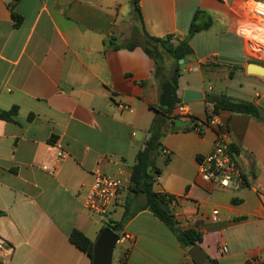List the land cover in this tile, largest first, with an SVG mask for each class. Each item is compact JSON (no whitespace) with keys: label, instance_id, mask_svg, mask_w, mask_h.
Returning <instances> with one entry per match:
<instances>
[{"label":"crops","instance_id":"0c3cea01","mask_svg":"<svg viewBox=\"0 0 264 264\" xmlns=\"http://www.w3.org/2000/svg\"><path fill=\"white\" fill-rule=\"evenodd\" d=\"M244 1L140 0L139 7L152 37L184 40L197 11H204L213 20L204 31L216 25L225 37L244 40V61L234 70L247 82L232 90L235 76L225 75L226 93L214 97L264 110V77L248 71L250 64L264 68V58H253L239 34L248 20ZM14 15L22 19L19 26ZM143 39L133 0H0V111L18 108L11 120L0 119V264H92L69 235L78 230L95 243L107 222L130 214L117 244L119 264H196L177 232L142 209L146 194L131 187L159 101L154 62L140 47L129 49ZM190 63L189 71L199 70ZM187 90L206 101L199 89L179 85L187 114L176 108L183 126L174 131L175 122L161 139L163 151L154 155L163 170L156 165L153 192L179 198L169 206L176 229L197 231V245L212 264H262L264 116L218 114L245 184L237 192L217 188L199 176V161L213 150L217 130L200 120L201 132L193 131L196 117L183 102ZM60 152L66 154L61 160ZM98 172L122 181L109 212L120 208L116 220L85 207Z\"/></svg>","mask_w":264,"mask_h":264},{"label":"trees","instance_id":"16d2710c","mask_svg":"<svg viewBox=\"0 0 264 264\" xmlns=\"http://www.w3.org/2000/svg\"><path fill=\"white\" fill-rule=\"evenodd\" d=\"M140 0H133L134 10L138 17L140 29L143 33V40L138 44H133L129 49L140 47L144 53L155 64V80L159 88L158 104L152 109L155 110L156 116L150 128L151 138L147 142L146 149L140 152L137 156L136 164L131 173V187L138 193H144L147 196V203L142 206V209L149 208L150 211L166 225L173 228L178 235L182 245L190 249L193 246L202 242V236L194 230H179L176 229V220L172 213H167L160 207V202L169 204L165 196L153 192V185L155 183L154 174H160V170L156 167L154 162V155L161 153L159 151L162 147L161 139L164 135L172 130L175 125L176 118L174 112L182 99L179 97V80L181 77L180 60H184V64L193 56V49L190 45L191 40L200 32L209 29L212 24V18L204 11H197L195 14L188 36L184 40H179L174 43L171 36L167 38H156L148 35L143 26V19L141 9L139 7ZM16 26L21 24L22 19L14 15ZM233 75V71L230 76ZM208 103L206 113L209 121L212 114H219L221 111H231L247 116L260 117L258 107L252 103L235 102L226 96L222 97H206ZM212 108V111L210 109ZM18 113V108L15 107L8 112L0 111V119L11 120ZM198 122L196 118L193 119ZM193 129V128H192ZM163 151V149H162ZM169 157L167 158V161ZM152 182L150 183V179ZM158 196V199L155 198ZM3 213L0 212V216ZM134 214H130L119 222L109 221L106 227L113 229L120 236L127 221ZM69 241L81 251L85 252L92 259L93 264V249L94 243L81 231L74 230L69 235ZM217 264V263H213ZM264 264V263H262Z\"/></svg>","mask_w":264,"mask_h":264},{"label":"built area","instance_id":"2783aa9c","mask_svg":"<svg viewBox=\"0 0 264 264\" xmlns=\"http://www.w3.org/2000/svg\"><path fill=\"white\" fill-rule=\"evenodd\" d=\"M244 11L247 14V22L239 29L247 40V45L252 57L255 59L264 58V0H245ZM123 110H130V106L125 105ZM179 115H186L185 105H177ZM177 114V115H178ZM207 124L217 130V137L213 150L199 161V176L202 182L211 184L217 188L230 191H240L245 184L244 172L239 167L234 154L230 150V142L225 123L218 114H212ZM204 122H196L193 131L201 132ZM169 154V153H168ZM65 152L59 153V159L65 157ZM122 188V181L111 176L96 174L94 184L86 194L85 207L92 213L106 218L113 204L115 203ZM168 200V206H175L179 198L171 195H164ZM219 212L212 214L213 221H217ZM3 243L0 242V251ZM223 253L227 252L224 247Z\"/></svg>","mask_w":264,"mask_h":264},{"label":"rangeland","instance_id":"374dc122","mask_svg":"<svg viewBox=\"0 0 264 264\" xmlns=\"http://www.w3.org/2000/svg\"><path fill=\"white\" fill-rule=\"evenodd\" d=\"M222 33L220 28L214 25L210 30L199 33L193 39L191 45L194 50V55L186 64L181 65L179 85L182 88H196L206 94V96L213 98L214 96H220L221 93H226L227 81H225L224 76H228L232 71L233 76H235L232 90H238L239 84L248 80L242 77L240 71L234 70L239 63L244 61V40H240L233 35L225 37ZM204 60L218 62L221 67L214 69L211 64L201 63ZM189 63L194 68L199 66V70L189 71ZM214 71H216L218 77L213 75ZM187 105L191 107V114L195 115L197 119L201 121L206 120L205 108L208 106L207 101H193ZM161 163L162 159H159V162L155 165L163 170ZM119 213L120 208H118L117 212L113 211L108 216L116 220L118 219ZM120 252L121 245H118L114 251L113 264H119Z\"/></svg>","mask_w":264,"mask_h":264},{"label":"water","instance_id":"95a60500","mask_svg":"<svg viewBox=\"0 0 264 264\" xmlns=\"http://www.w3.org/2000/svg\"><path fill=\"white\" fill-rule=\"evenodd\" d=\"M182 64H184V60H180V65ZM248 71L250 74H258L259 76L264 77V68L259 65L250 64ZM203 98V94L187 90L184 92L183 102L190 103L193 101H201ZM258 111L261 116H264V110L262 108H258ZM181 126H183V122L177 121L174 131H179ZM150 137L151 136L149 135L148 139H150ZM159 150L162 151V147H160ZM149 182H152V178ZM155 198L158 199V196H155ZM159 204L163 210L169 214L171 213L167 204L162 202ZM119 242L120 235L116 233V231L110 228H104L94 243L93 264H113L114 250ZM188 254L194 259L196 264H212L211 260L199 245L190 248Z\"/></svg>","mask_w":264,"mask_h":264}]
</instances>
